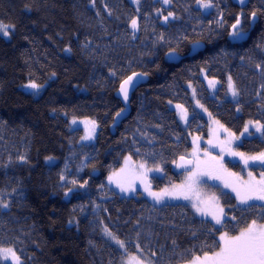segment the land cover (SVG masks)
<instances>
[{
    "label": "trees",
    "instance_id": "1",
    "mask_svg": "<svg viewBox=\"0 0 264 264\" xmlns=\"http://www.w3.org/2000/svg\"><path fill=\"white\" fill-rule=\"evenodd\" d=\"M196 3L140 0L133 37L129 23L137 10L128 0H0V24L11 29L9 39L0 35V204L8 205L0 207V247L12 248L21 264H119L127 255L185 264L217 252L220 230L236 235L253 219L264 223L260 205L237 208L228 193L226 223L216 229L187 204L153 206L141 197L120 198L104 184L126 155L162 168L163 177L151 179L154 189L180 180L174 165L191 146L169 105L187 109L189 133L206 132L189 85L229 132L238 134L249 121L264 125V0H211L208 13ZM237 17L248 35L233 43ZM193 43L203 48L189 56ZM173 49L176 64L166 59ZM202 72L219 83L214 97ZM134 73L148 80L112 133L123 109L115 93ZM229 77L236 102L225 99ZM30 82L45 87L26 93L21 88ZM70 119L96 122L93 144H79L82 132L70 130ZM238 149L259 155L264 137ZM46 158L54 164H44Z\"/></svg>",
    "mask_w": 264,
    "mask_h": 264
},
{
    "label": "snow or ice",
    "instance_id": "2",
    "mask_svg": "<svg viewBox=\"0 0 264 264\" xmlns=\"http://www.w3.org/2000/svg\"><path fill=\"white\" fill-rule=\"evenodd\" d=\"M134 3L139 4L140 0H133ZM170 0H163L164 4H168ZM197 3L203 8H209L212 6L211 0H197ZM241 3H244V0H241ZM252 17H256V12H252ZM173 16V13L169 12L168 16L164 19L168 20V17ZM241 24V20L239 17L236 18V23L231 27L233 31L230 33V36L236 39L243 38L244 32L238 27ZM131 27L133 30L137 28V20L133 19L131 21ZM0 33H3L4 36H8L9 33L7 31V27L0 24ZM168 55H176V51L170 50ZM257 68H261V65H256ZM138 74H133L136 76ZM133 76H129L127 80H125L120 88L121 93L124 95L125 100H127L128 96V87L133 83ZM210 85L214 84V81L209 82ZM25 87L38 89V85L34 82H30ZM229 91L232 93L233 97L238 95V92L235 90L231 77H229ZM178 109L182 108L181 105L176 106ZM239 111V109H237ZM120 113H117L119 116ZM186 113L182 115V119L185 118ZM75 123V121H73ZM87 123L91 124V129L88 131V135L83 137L82 139L91 138L92 133H94L96 128L95 121H88ZM215 123L219 124V121H215ZM249 125L256 127V130L261 133L262 137H264V125L259 124V122L253 123L249 121L248 124L245 125V132L249 131ZM223 128V125H220ZM227 132V129H224ZM233 139H238L237 137H232ZM210 147H215L211 140H209ZM222 144L225 142H221ZM229 145V154L233 156H239L243 161L245 166H248L249 160H259L262 164H264V152L260 153L258 156L245 157L244 153L235 152L231 149L230 144L231 141L227 142ZM199 149H195L193 155L195 156ZM224 148H221L220 156H210L207 149L204 150L205 156H210L209 161H201L199 157H196L195 161L185 160L184 156L180 157L182 163L177 164L178 168H187L188 165H192L195 163V167H192L188 170V175L185 181L180 185H172L171 190L164 189L161 192H152L151 185H146L145 190L148 191V194L152 196L157 203H159L163 196L168 195L174 198H183L185 200H189L191 202L192 208L201 215L211 216L212 220L215 221V225L224 226L226 223V213L223 207H220V197L216 192H212L211 194L202 191L203 188L211 187L206 184V181L202 179L206 177L207 180H218L221 179L222 174L227 173L229 176L236 177V183H229L227 181L224 182L225 188H231L233 192L236 194V198L240 204L246 205L249 208L254 207L255 205L250 204V201H262L264 202V173L261 174V178L259 181H256L252 177V173L249 172V180L244 181L240 177L237 176L236 173H229L228 168L226 167V162L223 158ZM23 159V157H21ZM51 159V158H49ZM131 157L125 158L126 168L121 169V172H127L134 179H140L141 182H144L145 173L147 171H152L153 169H148L145 166V163H140L138 165L139 171H137V165L131 164ZM156 171H160L157 167ZM64 177L61 176V180ZM109 180L112 181V177H109ZM73 184L76 181H72ZM87 181H85V184ZM84 185H81L83 187ZM117 186L121 188V191H134L132 188L131 182L127 183V186L124 182L117 181ZM71 191V190H69ZM69 193L66 192L65 196ZM0 207L7 208V204H0ZM262 209V215L260 219H264V204L260 205ZM232 220H236V217H231ZM107 231V230H106ZM111 236V233H108ZM116 239L115 237H112ZM221 246L219 252H214L212 256H208L207 254L201 260L200 257H195L191 264H264V223H259L257 219H253L250 224L247 225L246 228H243L239 235L229 236L228 233H223L220 236ZM116 242L120 245L121 248H124L125 245L122 241L116 240ZM139 248V245H137ZM155 255V253H153ZM0 259L8 260L11 259L12 264H20V259L16 255L15 251L12 248H2L0 247ZM132 261H135V264H141V262L136 257H131L128 264H131Z\"/></svg>",
    "mask_w": 264,
    "mask_h": 264
},
{
    "label": "rangeland",
    "instance_id": "3",
    "mask_svg": "<svg viewBox=\"0 0 264 264\" xmlns=\"http://www.w3.org/2000/svg\"><path fill=\"white\" fill-rule=\"evenodd\" d=\"M128 1L130 2V5L135 7L137 10L136 16H134L131 19V21L133 19L137 20V28L135 30H133V28L131 27V21L129 23V29L132 32V35L134 37L138 34V26H139L138 4L134 3L133 0H128ZM159 1H161L163 3V0H159ZM163 5L167 6L168 4L163 3ZM195 5H196V8L201 10L203 13H208L211 9V7L203 8L198 3H196ZM170 20H171V18H168V20L165 21V19L163 18L162 23L166 24ZM7 31L10 35L11 29L9 27H7ZM0 35L4 39H9V35L4 36L3 33H0ZM200 78L203 81L206 89L208 90L210 97H214L215 94L217 93L218 88H219V83L215 79L207 77L204 72H202L200 74ZM210 81H214L215 83L210 85V83H209ZM227 84H229V79L227 80ZM44 87H45V85L39 86L38 89H32V88H28V87L23 86L21 89L26 93L36 95ZM188 88L190 89V97H191V100L193 103V108H194L195 112L203 119V121L206 122V132L204 135L188 132L187 128H188L189 121H190V114L188 113L187 109L184 106L181 105L182 108L178 109L176 107L178 104H170L169 105L170 110L174 111L176 118H177L179 124L181 125V127L187 131L188 139L190 141V146H191L190 151L187 155V158L195 161L196 157H199V159L201 161H209L210 156H217V157L220 156L221 155V148L223 147L224 148L223 158H224V161L226 162V167L228 168L229 173H236L237 176L240 177L242 180L248 181L250 179L248 174H249V172H251L252 177L256 181H259L261 178V174L264 173V170L262 168H257V171H254L252 169V167H253L252 163L254 160H249L248 166L246 167L239 156L230 155L229 154V145L227 142L231 141L230 147L233 151L243 153L242 151H240L238 149V146L242 143V141L252 139L253 137L259 138L262 136L261 133L258 132L256 130V127H254L252 125H249V131L248 132H245V126L242 129V131L239 132L238 134H236V133L234 134V133H231L229 131L225 132L224 128H221L220 124L215 123L216 120L211 116V114L198 101V98H197L193 88L190 85ZM225 99L230 100L232 102H236V100H237V96L233 97L232 93L229 91V87H227V95L225 96ZM184 113H186V116H185V118L182 119L181 117H182V115H184ZM73 121H75V123H73ZM88 121H94V120H91V119H70L68 121V126H69L70 130H80L82 132V136H81L80 141H79V144H81V145L93 144L95 139H96V136H97V125H96L95 131H94V133H92L91 138L82 139L83 137H86L88 135V131L92 127L90 123H87ZM202 124L200 122H198L197 127L201 126ZM246 124H248V123H246ZM232 137H237L238 139H233ZM209 140L212 141V143L215 145V147H210V145L208 143ZM221 142H225V143L222 144ZM197 148L199 149V151L194 156L193 155L194 150ZM205 149H207L210 156H205V154H204ZM244 154H245V157L258 156V155H251V154H246V153H244ZM126 157H130V156H128V155L124 156L122 158L120 166L116 170L111 171L104 179V184L111 193H113L114 195H116L120 198H139V197H141V198L145 199L146 201H148L153 206H161L164 204H176V203L187 204L197 218L202 219L203 221L210 223L216 229H221L220 225H215V221L212 220L211 216H204V215L198 214L192 208L191 202L189 200H185L183 198H174L172 196L165 195V196H163L162 200L159 203H157L156 200L148 194V191L145 190L146 185H149V184L151 185L150 190L152 192L159 193L164 189L171 190L172 185L182 184L185 181L188 173L183 174L178 182L172 183V184L167 185L165 187H162L160 189H154L152 186V183H151L152 182L151 179L153 177L162 178L163 177L162 168L157 166L160 169V171H156L155 169L157 167H150L145 162L135 161L131 158L130 163L137 165V171H139L138 165L140 163H145L146 168L153 169L152 171H147L145 173V179H144V182L142 183L140 179H134L127 172H121V169L126 168V164H125V158ZM54 162H55L54 158H51V159L46 158L44 160V164H46V165H52V164H54ZM228 164L230 166H232L233 168L229 167ZM193 167H195V163H193ZM174 172H175V165H174ZM109 177H112V181L109 180ZM202 179H204L206 181L207 185L211 186L208 188L202 187V191H205L209 194H211L212 192H216L217 195H219V197H220V201H219L220 207L225 208L222 204V197H223V195H225L227 193L230 194L235 199V203H236L235 206L237 208L247 207L246 205H242L239 203V201L236 198L235 192H233L231 190V188H225L223 186L225 181H227L229 183H236L237 182L236 177H232V176H229L227 173H224V174H222L221 179H218V180H207L206 177H203ZM118 180L121 182H124L126 184V186H127L128 182H131V186L135 190L134 191L129 190L126 192L121 191V188L117 186ZM249 203L253 204V205L264 204V202L257 201V200L250 201ZM223 233H225V232L220 230V234L218 236V241H219L220 246H221L220 236ZM239 233H237L236 235H239ZM229 236H234V235H229ZM114 245H115V247H117L121 251H123V250L125 251V247L121 248L118 243L114 244ZM219 251H220V248L217 252H219ZM212 254H208V256H212ZM131 257H136L141 262V264H152V262L150 260L138 257L136 255H127V256L122 257L119 264H128ZM204 257L205 256L200 257L201 260H203ZM192 261H193V259L190 260L189 262L185 263V264H191ZM0 264H12V261H11V259H8V260L0 259ZM20 264H21V260H20ZM131 264H135V261H132Z\"/></svg>",
    "mask_w": 264,
    "mask_h": 264
},
{
    "label": "water",
    "instance_id": "4",
    "mask_svg": "<svg viewBox=\"0 0 264 264\" xmlns=\"http://www.w3.org/2000/svg\"><path fill=\"white\" fill-rule=\"evenodd\" d=\"M240 28V26H238ZM233 31V29L230 30V33ZM246 36L244 35L243 38H239V39H236V38H233L229 35V38L230 40L233 42V43H239L241 42ZM203 48V44L201 43H197L195 45H193L191 47V52H190V55H194L196 54L197 52L201 51ZM166 59L169 61V63H172V64H176L180 61V57L176 54V55H168L166 54ZM135 74H138L136 76H133V74H131L130 76H133V83L128 87V96H127V100H125L124 98V95L121 93L120 91V88H121V85L122 83L128 79V77L123 80L120 84H119V87L117 89V92L115 93V97L120 101L121 103V106H122V110L119 112L120 115L119 116H115L114 118V123L112 124L111 126V132L113 133L114 132V128L116 126H118L129 114V101H130V98L132 96V94L142 85H144L146 82H147V77L145 75H142L140 73H135ZM185 160H192V159H189V158H186L184 157ZM193 161V160H192ZM179 163H182L181 160H180V157L176 160L175 162V173L177 175H182L184 173H188V170L187 169H190L193 167V164L192 165H188L187 168H178L176 165L179 164ZM253 165L254 166H260L264 169V164H262L259 160H255L253 161ZM97 175V173H94L93 176Z\"/></svg>",
    "mask_w": 264,
    "mask_h": 264
},
{
    "label": "bare ground",
    "instance_id": "5",
    "mask_svg": "<svg viewBox=\"0 0 264 264\" xmlns=\"http://www.w3.org/2000/svg\"><path fill=\"white\" fill-rule=\"evenodd\" d=\"M139 22V21H138ZM167 24V23H166ZM255 24V18H252V20H251V25H254ZM138 28H139V26H138ZM138 32H139V29H138ZM244 35L247 37V35H248V33H246V32H244ZM246 37L242 40V41H244L245 39H246ZM241 41V42H242ZM195 44H197V43H193V44H191L190 45V52H191V47L193 46V45H195ZM168 54V53H167ZM189 56H190V53H189ZM129 109H130V107H129ZM129 112H130V110H129Z\"/></svg>",
    "mask_w": 264,
    "mask_h": 264
}]
</instances>
